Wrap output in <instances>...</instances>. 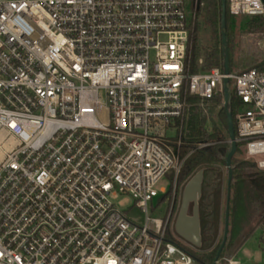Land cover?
I'll return each instance as SVG.
<instances>
[{
	"label": "built area",
	"instance_id": "2783aa9c",
	"mask_svg": "<svg viewBox=\"0 0 264 264\" xmlns=\"http://www.w3.org/2000/svg\"><path fill=\"white\" fill-rule=\"evenodd\" d=\"M226 6L264 20V0ZM198 8L0 0V264H202L168 236L180 168L213 144L180 156L190 109L223 97L226 76L189 70ZM227 76L239 102L236 141L264 170V70ZM159 193L169 203L163 219L148 215ZM116 194L133 198L143 223L115 206Z\"/></svg>",
	"mask_w": 264,
	"mask_h": 264
},
{
	"label": "trees",
	"instance_id": "16d2710c",
	"mask_svg": "<svg viewBox=\"0 0 264 264\" xmlns=\"http://www.w3.org/2000/svg\"><path fill=\"white\" fill-rule=\"evenodd\" d=\"M197 12H202L205 23L212 32L218 28L221 30V0H199V8ZM231 15L226 6L225 17V34L226 40L230 28ZM245 30L251 32H264V20L261 17L254 16L245 24ZM190 40L195 49L188 58L190 72H197L196 65L198 50L196 49L197 32L190 34ZM223 51L218 47H212L206 52L205 66L206 68L219 67L223 70ZM230 68V67H229ZM258 70H264V64L254 67ZM230 71V69H229ZM220 95L215 96L211 102L215 103L210 107H201L199 104L190 109L185 124V139L181 145L180 156L186 155L188 150L194 148L195 143L212 142L210 146L194 149L190 155L184 160L178 177L177 185L182 187L187 181L199 170L203 171V179L201 183V194L198 197V210L200 219V236L201 243L198 247L190 248L186 242L178 237L175 238L168 234L169 238L179 245L191 257L202 264H212L216 256V252L220 246L224 226V214L227 198L226 184L223 186V170L225 167L226 155L230 149L228 139L227 117L224 106H219L216 110L215 118H209L215 111V107L219 102ZM195 103H200L199 98L192 99ZM239 102L231 90L228 101V111L233 119L238 109ZM208 122V123H207ZM210 125L211 129H207ZM235 128V122H234ZM236 134V131H235ZM241 148V143L237 142V150ZM233 168V176L229 191V227L228 236L224 245V251L230 248L235 242L236 249L250 237L254 228L251 227L254 217L264 210V171L252 170L255 166L254 162L237 160L233 155L231 159ZM224 188V209L220 208L222 198V189ZM189 206H192L190 204ZM219 229L221 235L217 239Z\"/></svg>",
	"mask_w": 264,
	"mask_h": 264
},
{
	"label": "rangeland",
	"instance_id": "374dc122",
	"mask_svg": "<svg viewBox=\"0 0 264 264\" xmlns=\"http://www.w3.org/2000/svg\"><path fill=\"white\" fill-rule=\"evenodd\" d=\"M249 17H245L243 15L233 16L230 21V28L227 30V55H228V63L229 69L231 73L239 72L244 69L258 67L261 64H264V38H262V32H251L245 30V24L249 20ZM197 32V41H196V49L198 50V57L196 61V65L198 71L207 70L210 68H206L205 66V57L206 52L212 47H218L222 49L223 46L221 44V30L218 28L216 31L212 32L210 27H208L205 23V19L203 17L202 12H196L192 24H191V33ZM193 49L195 47L190 41L189 47V56L193 53ZM234 82L230 80L228 83V93H231ZM101 104H104V100H101ZM215 103L210 102L206 105V107L213 106ZM219 106H223V97L222 95L219 97V102L215 107L214 113L208 115L209 118H215V112L219 109ZM208 123V122H207ZM208 130L211 129L210 125L206 126ZM170 135L174 136L175 131L170 132ZM184 142V141H183ZM227 142L229 143L228 139ZM185 143V142H184ZM183 143V144H184ZM230 144V143H229ZM197 144L195 143L194 146ZM191 150V149H190ZM188 150V151H190ZM179 154L181 152V148L179 149ZM237 160L247 161L249 163L254 162L255 166L251 167L252 170H259L256 165L254 159H251L247 156L244 148H240L234 154ZM262 158V157H258ZM223 170V186L226 184L227 180V169L226 166L222 167ZM170 177H165L159 181L157 184V190L159 191L161 188L168 190L170 187ZM183 188L181 184L177 185L176 190V198L173 208V219L174 222L179 212V208L181 205V196ZM223 188V187H222ZM224 188L222 189V198L220 201L221 210L224 209ZM163 194L159 193L153 199V206H149L148 215L149 217H155L163 219L165 216L166 209L168 208V201L162 198ZM115 206L124 210L127 216L137 222L143 223L145 219V214L142 213L135 205L133 198L128 194H116L110 197ZM192 206H189L187 214L191 215ZM264 220V210H261L253 219L251 223V227L254 228L250 237L240 246V248L236 249L237 242H235L230 248L224 251V248L219 256V263L224 264L228 259H236L240 262V264H264V245H261L259 241V236L261 233L260 223ZM174 223L171 221L169 234L175 238L181 239L174 230ZM221 235V229H219V233L217 239ZM183 241V240H182ZM185 242V241H184ZM188 244V243H187ZM190 248H193L191 245H188Z\"/></svg>",
	"mask_w": 264,
	"mask_h": 264
},
{
	"label": "water",
	"instance_id": "95a60500",
	"mask_svg": "<svg viewBox=\"0 0 264 264\" xmlns=\"http://www.w3.org/2000/svg\"><path fill=\"white\" fill-rule=\"evenodd\" d=\"M225 17H226V0H221V44L223 46V72L226 75L223 78L222 86H223V98L224 103L223 106L226 110L227 117V128H228V141L230 143V149L226 155L225 166L227 169V198H226V206H225V214H224V226H223V234L220 246L216 252V256L214 258L213 263L217 261L219 258L228 236V227H229V191L230 185L233 176V168L231 166V159L236 152L237 149V141L235 138V128H234V119L231 113L228 111L227 105L229 101V93H228V76L229 73V63H228V55H227V40L225 34ZM203 179V171L199 170L196 172L184 185L182 196H181V205L179 208L178 215L174 222V230L175 233L186 243L193 247L200 246L201 236H200V219H199V210H198V197L201 194V183ZM192 204V212L191 215L187 214L189 205Z\"/></svg>",
	"mask_w": 264,
	"mask_h": 264
}]
</instances>
